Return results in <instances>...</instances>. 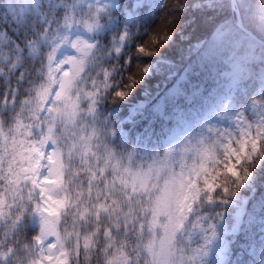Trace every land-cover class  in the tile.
<instances>
[{
	"label": "snow or ice",
	"instance_id": "6c2138e0",
	"mask_svg": "<svg viewBox=\"0 0 264 264\" xmlns=\"http://www.w3.org/2000/svg\"><path fill=\"white\" fill-rule=\"evenodd\" d=\"M16 3L21 7L19 15L12 19V30L17 35L31 33L32 38L21 45L8 28L0 26V49H7L6 59L12 61L13 69L22 67L30 56L39 60V68L31 97L24 101L34 102L35 120L31 125L16 121L15 135L4 137L11 139L12 158L5 159L7 149L0 156V180L5 182L0 194V225L9 229L0 240V264H73L74 259L79 264L82 253L91 264L92 248L99 241H103L100 252L104 264H264V177L253 187L251 198L241 191L251 186L255 169L264 164V124H257L254 130L249 126L235 141L229 139L222 145L223 159L215 151L205 149L201 163L187 172L183 166L177 173L168 170L166 164L155 163L147 170L124 168L121 172L119 161L110 169L108 163L101 167L100 158L96 157L95 170L91 166L84 169L87 184L77 183L73 190L69 187L72 181L66 176L77 144H72L66 156L58 143L57 123L75 124L82 112L90 116L95 112L93 97L99 94V88L95 81L91 90L82 87L81 82L96 46L78 38L71 42L78 55L59 59L57 52L62 43L58 41L68 40L62 33L77 24L89 33L101 30L107 8L97 7L89 0ZM243 4L244 0H228L232 19L243 13ZM217 6H221V0H197L192 5ZM7 11H15L12 0H8ZM9 18L0 15V25L8 24ZM255 19L264 30V2ZM230 31L226 27L217 29L220 44L227 42ZM169 39L171 36L164 34L163 40L154 37L153 41L159 45ZM42 45L48 46L47 51L40 52ZM148 72V67L142 69V74ZM135 83L133 78L128 88ZM115 95L123 99L129 91H116ZM43 111L48 115L42 118L39 113ZM4 123L0 120V133ZM42 124H47L46 130ZM34 127L40 128L38 134L32 131ZM106 132L108 137L119 136L122 141L128 136L126 131L114 127L106 128ZM34 135L39 139H31ZM87 139L90 137H81L83 141ZM50 143L56 145L51 153L47 151ZM171 152L169 149L165 159ZM114 156L115 152L109 151L108 160ZM81 159L89 164L84 154ZM78 175L76 172L73 177ZM204 201L224 206L237 202L238 210L229 224L222 213L215 217L197 215V207ZM14 207L15 214L11 211ZM256 211L262 213L259 235L254 230ZM22 232L32 233L27 237L30 243L18 239ZM129 232L138 241L131 251ZM197 233L202 242L192 247ZM9 235L14 241L10 245L6 244Z\"/></svg>",
	"mask_w": 264,
	"mask_h": 264
},
{
	"label": "trees",
	"instance_id": "16d2710c",
	"mask_svg": "<svg viewBox=\"0 0 264 264\" xmlns=\"http://www.w3.org/2000/svg\"><path fill=\"white\" fill-rule=\"evenodd\" d=\"M136 1L140 0H119L117 9L103 14L101 23L104 26L97 36V49L88 63L81 82V86L88 90L92 89L93 81L99 88V94L93 97L95 112L91 116L82 112L75 124L57 123L56 135L66 156L72 144H77L72 159L68 161L69 174L66 176V180L72 181L69 187L73 190L77 183L87 184L88 174L84 169L91 166L95 170L96 157L100 158L101 167L108 163L110 169L119 161L120 170L123 172L124 168H129V154L133 155V150H136L139 144H144L145 161L154 163L166 148V138L177 114L175 108L188 109L186 119L193 136L194 131L200 128L202 117L205 115L204 98L216 86L217 80L226 68L223 59L228 57L233 43L243 35L236 19H232L228 0H221V6L214 8L192 7L197 0H143L142 7L137 10V20L128 24L127 12L133 9ZM262 2L264 0H244L242 18L244 25L264 40V30L255 19V13ZM20 7L16 0H12V8L15 11L9 13L8 0H4V3L0 4V15L10 18L8 24L0 26L8 28L9 33L24 45L32 38V34L17 35L11 26L12 19L19 15ZM220 27L231 29L225 44H220L217 40V29ZM125 29L129 30L128 39L122 53L116 55L114 52L116 42ZM164 34L170 35L171 39L159 45L155 44L153 38L158 37L163 40ZM141 48L145 51H140ZM45 51L47 48L43 46L40 52ZM8 55L7 49H0V120L5 122L3 128L5 136L11 137L15 135L18 119L23 120L26 125H31L35 120L32 112L34 102L25 104L24 101L31 97L30 90L37 80L39 60L30 56L23 61L22 67L13 69L12 61L6 59ZM145 67L149 68V72L142 74V69ZM259 68L258 63L252 65L253 75L244 83L246 92L238 91L237 97L233 99L232 105L235 109L244 107L253 98L258 86ZM181 75L186 76V80L181 82L185 95L175 98L168 92ZM133 78L136 83L129 89L128 85L132 83ZM104 84L108 87L105 88ZM120 90L129 91V95L123 99L117 97L115 92ZM161 98L165 102L164 112L168 119L153 118L152 110L147 109V118L138 124L125 122L132 106L144 100L158 103ZM6 100L12 104L8 108H4ZM147 125L152 126L151 135H147L145 130ZM113 127L118 131H126L127 138L122 141L119 136L115 139L108 137L106 128ZM43 128L46 130L47 124H44ZM93 130L95 136L92 135ZM34 136L31 139H34ZM81 137H90V139L83 141ZM85 143L87 148L91 149L90 152L87 151ZM5 149L8 152L5 159L10 160L13 152L11 139L4 142L0 135V156L5 155ZM109 151L115 152V156L110 161ZM92 153H95V156ZM81 154H84L89 164L82 162ZM76 172H79V175L74 178L73 174ZM262 177H264V164L255 169L251 186L241 190L245 196L251 198L254 194L253 187ZM4 183L0 180V194H3ZM248 207L250 211H254L251 205ZM11 211L15 214L17 209L14 207ZM235 211V207L219 203L209 209L204 201L198 205L196 214L225 212L230 224ZM255 215L254 230L259 235L261 228L259 217L262 213L256 211ZM69 230H71V221ZM8 231L7 227L0 225V240L4 239ZM31 235V232H22L18 239L23 243H30L28 238ZM196 237L193 236L195 240ZM13 243V238L9 235L6 244ZM136 243L138 241L135 234L129 232L128 250L131 251ZM93 247L91 264H104L103 254L100 252L103 241H99ZM21 254L24 255L23 252ZM73 264H76L75 259ZM79 264H89L83 253L79 257Z\"/></svg>",
	"mask_w": 264,
	"mask_h": 264
},
{
	"label": "rangeland",
	"instance_id": "374dc122",
	"mask_svg": "<svg viewBox=\"0 0 264 264\" xmlns=\"http://www.w3.org/2000/svg\"><path fill=\"white\" fill-rule=\"evenodd\" d=\"M89 2L97 7H106L107 12L116 9L119 5V0H89ZM143 4V0L134 3L133 10L127 13V23H133L137 17V9ZM87 9H85V12ZM99 31L87 32L81 25L77 24L70 29H65L62 35L67 36L68 40L58 43H62V46L58 49L57 56L59 59H64L69 56L78 55V53L71 47V42L82 38L96 47L92 51L91 57L88 59L86 68L93 54L95 53L98 45L97 36ZM127 34L126 36L124 34ZM129 30L126 29L123 32L124 38L121 37L117 40L115 45V54L120 55L126 40L128 39ZM47 45H42V47ZM120 48L117 52L116 49ZM264 48L256 40L242 35L233 43V48L229 51L227 58H224L225 65L224 71L221 73L217 80V85L210 91V95L204 98L203 106H206L205 115L202 117L200 128L195 130L193 136L190 131V124L186 120V109H181L177 112L174 120V126L169 132L166 138V148L163 154L156 158L155 164H166L168 170H175L177 173L181 171L183 166L184 171L187 172L190 169L197 167L201 163V153L205 149H211L216 152L219 159H223L224 152L222 145L228 143L229 139L233 141L239 139L242 132L252 126L254 130L257 124H264ZM38 55V54H37ZM258 63L260 65L258 87L254 92V98L249 102L247 106L241 109H234L232 107V101L237 96V92L243 87L244 83L253 75L252 65ZM186 77L182 76L181 79L171 88L170 95L177 96L181 92L180 81L185 80ZM178 89V91H177ZM246 88L243 89L245 92ZM9 102H5L4 108L11 106ZM151 106L150 101H142L131 107L130 113L127 116L125 122L136 125L146 118V110ZM51 107V104L48 105ZM165 102L162 100L152 107L153 118L165 116ZM176 109H174L175 111ZM43 118L48 115L47 111L39 113ZM168 119V117H165ZM41 125V128H43ZM148 135L152 134V126L147 125L145 127ZM32 131L36 134L40 132V128H32ZM2 140L5 142V132L1 134ZM39 139L38 135L34 136L33 140ZM59 145L61 144L58 141ZM56 145L51 144L47 151L51 153L55 149ZM144 144H139L132 158L129 162V168L133 171L143 168L147 170L154 163L145 161L143 152ZM172 152L165 159L168 150ZM45 173L47 169L44 170ZM207 208L212 209L216 204H209L205 201ZM237 208V202L231 205ZM238 210V209H237ZM225 216L226 213L221 212ZM235 214V213H234ZM209 217H215V213L206 214ZM234 217V215H233ZM262 229L260 228V232ZM196 240L193 238L192 247L196 246V243L202 242L199 233L195 234ZM264 238V237H261ZM223 239V234L221 235ZM187 242V241H186ZM215 248V245L212 246ZM94 250V247L92 248Z\"/></svg>",
	"mask_w": 264,
	"mask_h": 264
},
{
	"label": "water",
	"instance_id": "95a60500",
	"mask_svg": "<svg viewBox=\"0 0 264 264\" xmlns=\"http://www.w3.org/2000/svg\"><path fill=\"white\" fill-rule=\"evenodd\" d=\"M237 21H238V27L248 36L252 37L253 39L257 40L258 42H260L262 45H264V41L259 39L256 35H254L248 28H246L244 26V23H243V19H242V16L241 14L238 15L237 17Z\"/></svg>",
	"mask_w": 264,
	"mask_h": 264
}]
</instances>
